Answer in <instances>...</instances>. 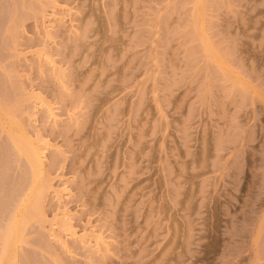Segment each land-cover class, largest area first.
Segmentation results:
<instances>
[{"label":"rangeland","instance_id":"rangeland-1","mask_svg":"<svg viewBox=\"0 0 264 264\" xmlns=\"http://www.w3.org/2000/svg\"><path fill=\"white\" fill-rule=\"evenodd\" d=\"M10 130L9 264H264V0H0V256Z\"/></svg>","mask_w":264,"mask_h":264},{"label":"bare ground","instance_id":"bare-ground-1","mask_svg":"<svg viewBox=\"0 0 264 264\" xmlns=\"http://www.w3.org/2000/svg\"><path fill=\"white\" fill-rule=\"evenodd\" d=\"M9 129L12 130L13 128L11 127ZM15 133L16 132H14V130L11 131L12 138L16 137L17 141L19 140L18 143L20 142V144H18L17 141L15 140V138H13L16 141L15 143L17 144V146L22 148V149H19V148L18 149L21 150L24 153L25 156H27L28 160H30V163H31V166H32L33 172H34V174H33L34 175L33 176L34 177V179H33L34 183L32 182L33 183L32 187H31L32 190H30L31 191V192H29L30 194L28 193V195H27L28 200L26 199V201L24 203L26 205L23 204L24 206H23V209L21 208L22 211L19 212V216L16 215V214H15L16 218L13 216L14 219H12V222H10L11 225H10V227L8 226L6 235H4L5 236V238H4L5 248L3 246L4 251L2 252V255L0 256V259L3 260V261L5 259V263H8V264L10 263L11 258L13 259V257L15 256V253H16L15 252V247H16L15 245H17V241L20 240L19 239L20 235H21L20 234V231H21L20 228H22V227H20L21 226V222H22V220L28 221L29 216H27V215L30 214V213L27 212L28 206L33 203V202H31V199H34L35 197L37 198V194H40L39 190H41L40 188H42V186L40 185L41 181L39 179V175H41L39 172H41V166H42V161H43L42 160L43 159L42 158L43 154H41L42 151H40L38 148H36L38 150L37 151V150L34 149L35 147L34 148L33 147H29V145L25 146L26 143H24V141H23L24 137L21 139V138L17 137L20 134L18 135L17 133L16 134ZM36 198L34 200H36ZM34 200H32V201H34ZM24 207H25V209H24ZM31 207H32V205H31ZM31 207H29V208H31ZM8 259H9V261H6ZM11 261H13V260H11ZM0 262L2 263V261H0Z\"/></svg>","mask_w":264,"mask_h":264}]
</instances>
